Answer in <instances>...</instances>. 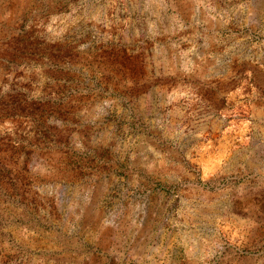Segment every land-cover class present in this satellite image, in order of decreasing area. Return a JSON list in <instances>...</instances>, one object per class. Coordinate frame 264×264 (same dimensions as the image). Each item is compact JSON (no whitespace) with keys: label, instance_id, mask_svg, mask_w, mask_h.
<instances>
[{"label":"rangeland","instance_id":"rangeland-1","mask_svg":"<svg viewBox=\"0 0 264 264\" xmlns=\"http://www.w3.org/2000/svg\"><path fill=\"white\" fill-rule=\"evenodd\" d=\"M0 264H264V0H0Z\"/></svg>","mask_w":264,"mask_h":264}]
</instances>
